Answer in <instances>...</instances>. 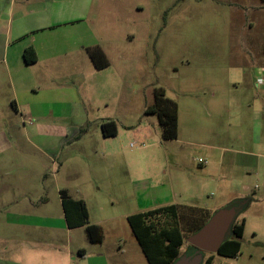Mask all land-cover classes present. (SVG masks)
Listing matches in <instances>:
<instances>
[{"label": "rangeland", "instance_id": "374dc122", "mask_svg": "<svg viewBox=\"0 0 264 264\" xmlns=\"http://www.w3.org/2000/svg\"><path fill=\"white\" fill-rule=\"evenodd\" d=\"M12 1L21 3L14 28L28 0ZM73 4L83 24L51 34L52 47L98 46L108 66L89 72L67 57L18 97L0 73V264H148L127 216L171 203L234 207L238 220L243 200L223 202L224 182L197 159H209L210 144L246 148L255 135L249 104L256 91L264 100L254 73L263 67L264 0ZM158 86L178 105L175 139H162L156 114L145 112ZM107 120L115 135L102 128ZM62 188L84 195L101 241L85 227L67 230Z\"/></svg>", "mask_w": 264, "mask_h": 264}, {"label": "crops", "instance_id": "0c3cea01", "mask_svg": "<svg viewBox=\"0 0 264 264\" xmlns=\"http://www.w3.org/2000/svg\"><path fill=\"white\" fill-rule=\"evenodd\" d=\"M85 1L87 0H79V4L81 5ZM46 2L50 5L48 12L50 16L48 23L43 25L42 20L45 18L43 9ZM73 2L77 3V0H28L27 6L22 5L23 12H19L16 25L13 28L12 10L14 12V6L19 7L21 3L19 1L16 3L12 0H0L2 13L4 6L7 5V12H4L7 15L0 17V64L3 65V67L0 66L2 69L0 73L8 75L10 85L14 86L16 97L30 93L29 90L39 86L38 82H41L43 73L51 72L55 64H66L68 62L67 57H75L72 61L79 65L77 67L84 68L89 72L93 71L94 65L87 51L92 46L91 44L79 45L78 48H75L77 45L75 43L73 48L52 47L54 43L51 40L53 38V36L50 37L51 34L60 30H70L83 24V19H74V16L70 15V11H73L70 10L71 6L75 7ZM30 7L31 11L29 12ZM83 11L85 12L86 8ZM22 26L27 27V29H20ZM27 30H31L30 35H27ZM25 36H27L24 39L27 40L26 43L24 42L22 46H19L21 44L14 46L15 42L20 41L21 43V39ZM29 47L33 48L34 51L35 60L31 63H27L24 59V51ZM28 57L32 58L33 53L30 52ZM262 65L264 66V63ZM260 68L255 69L256 76ZM33 70L34 73L30 72ZM251 100L249 118L251 131L255 135L246 141L247 147L210 144L209 149L211 148L215 152L211 150L206 152L209 159L205 160L207 163L210 162L213 168L211 169L210 180L216 182L217 186L219 181L224 182V185L221 184V192L225 198L223 202L228 198H234L238 201L242 199L245 204L240 216V218L245 219V227L239 254L236 257L214 254L211 264L215 263L217 257H221L218 258L221 259V264L226 263L228 259H234L236 262L241 259L240 264H264V100L258 91L255 92V96ZM69 195L75 199L86 200L82 193H75L74 196ZM64 222L67 230L85 227L69 228L65 219ZM90 224L101 225L102 221L90 222ZM243 255H245L244 259L241 258ZM98 256H102V254L99 253Z\"/></svg>", "mask_w": 264, "mask_h": 264}, {"label": "trees", "instance_id": "16d2710c", "mask_svg": "<svg viewBox=\"0 0 264 264\" xmlns=\"http://www.w3.org/2000/svg\"><path fill=\"white\" fill-rule=\"evenodd\" d=\"M30 52L33 53L32 58L28 57ZM262 52L264 58V26ZM88 53L96 68L100 69L109 65L104 52L98 46L89 48ZM24 59L27 63L35 60L33 48L25 49ZM145 112L156 114L162 139L177 137L178 105L175 100L166 96L164 88L154 87L153 102L146 106ZM102 128L107 129L110 135H115L117 131L114 120H107L102 124ZM59 195L67 226L69 228L85 226L90 241H101V226L88 223L85 201L71 197L66 188L60 189ZM211 214L212 211L206 206L171 203L132 213L127 216V221L148 264H172L181 254H190L195 250V247L187 243L185 238L197 231ZM244 227V218L233 221L218 252H203L200 264H211L214 254L236 257L241 249ZM185 244L186 249L182 251Z\"/></svg>", "mask_w": 264, "mask_h": 264}, {"label": "water", "instance_id": "95a60500", "mask_svg": "<svg viewBox=\"0 0 264 264\" xmlns=\"http://www.w3.org/2000/svg\"><path fill=\"white\" fill-rule=\"evenodd\" d=\"M234 207H223L211 214L209 219L185 241L195 247L190 253L181 254L172 264H200L203 252L216 253L234 221Z\"/></svg>", "mask_w": 264, "mask_h": 264}, {"label": "built area", "instance_id": "2783aa9c", "mask_svg": "<svg viewBox=\"0 0 264 264\" xmlns=\"http://www.w3.org/2000/svg\"><path fill=\"white\" fill-rule=\"evenodd\" d=\"M255 80L259 83L264 84V66L260 68V71L258 72L257 76L255 77ZM257 82H255V83H257ZM197 162L199 164H206L207 163V161L205 159H202V158H198Z\"/></svg>", "mask_w": 264, "mask_h": 264}]
</instances>
